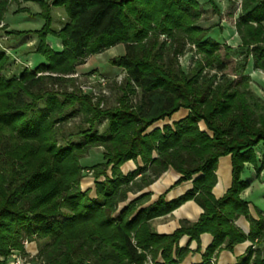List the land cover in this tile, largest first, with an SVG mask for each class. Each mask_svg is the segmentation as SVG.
Instances as JSON below:
<instances>
[{"label":"trees","instance_id":"16d2710c","mask_svg":"<svg viewBox=\"0 0 264 264\" xmlns=\"http://www.w3.org/2000/svg\"><path fill=\"white\" fill-rule=\"evenodd\" d=\"M19 1L0 0V23ZM209 1L215 8V0ZM50 5L64 7L68 18L60 30L52 29L46 11L36 52L47 63L7 78L9 58L0 48V264H8L13 252L24 254L25 239L34 236L50 240L40 252L41 264H146L149 255L154 264H182L191 251L179 247L180 240L187 236L199 244L203 234L213 240L201 264H217L221 252L247 241L263 245L264 218L251 216L242 198L250 183L242 176L247 165L257 176L264 170V155L259 159L257 151L264 143V112L257 113L247 84L240 88L218 76L226 68L221 46L196 25L202 17L198 0H53ZM236 32L241 46L233 53L242 56L244 66L252 58L264 71V0H242ZM50 33L61 40L60 52L46 44ZM161 35L172 40L170 49ZM187 42L204 57L188 72L177 62ZM120 44L125 55L112 64L127 78L115 108L101 111L88 96L49 89L72 82L61 75ZM40 102L45 107L38 110ZM75 105L89 128L75 134L82 142L58 146L56 125L74 116L75 110H66ZM181 109L188 110L187 117L150 130ZM102 120L107 128L98 133ZM91 147H103L105 161L95 166L94 198L79 187V160ZM227 156L232 185L217 199L218 163ZM132 160L142 165L124 175L121 167ZM168 170L181 175L176 185L192 181L193 188L172 202L162 195L147 205L151 192L129 197ZM101 176L105 182L98 181ZM188 201L203 210L197 222H182L170 235L153 229L151 221ZM242 217L250 223L248 235L236 225ZM237 264H264V257L248 248Z\"/></svg>","mask_w":264,"mask_h":264},{"label":"rangeland","instance_id":"374dc122","mask_svg":"<svg viewBox=\"0 0 264 264\" xmlns=\"http://www.w3.org/2000/svg\"><path fill=\"white\" fill-rule=\"evenodd\" d=\"M52 1L21 0L10 5L4 20L0 23V48L6 52L9 58V63L4 71L7 78L18 76L25 68L33 70L37 66L47 63L45 56L36 52L39 45L37 32L44 29L47 23L46 11L47 9L50 10L52 29L60 30L68 18L65 8L50 5ZM198 2L202 10V17L196 25L208 30V36L219 42L221 46L219 54L226 68L218 76H226L227 79L233 81L236 86L239 85L240 88H244L247 84L248 90L254 96L252 104L255 101L257 106H254L257 108V113L261 114L264 112V71L257 70L254 67L252 58L244 66L242 56L233 53V50H237L241 46L240 37L236 32V22L241 13L242 0H215V8L209 0H198ZM12 31L16 33L10 35L9 32ZM160 40L165 42L168 49L171 48V45H174L172 40L164 35L160 36ZM46 44L55 52L62 50L61 40L54 34L50 33L46 36ZM227 47L231 48V51ZM123 55H125V46L123 44L117 45L103 53L95 54L87 59L85 64L78 66L73 74L61 75V77L72 80V82L67 84L57 83L53 87L50 86L49 89L55 93L67 91L68 93L88 96L92 103L101 111L113 109L118 106V100L123 96L127 73L113 66L112 62ZM202 58L204 57L199 52L198 47L191 42H187L183 53L178 55L177 62L182 70L188 72ZM211 74H215V71H211ZM54 76L57 77L59 75ZM136 92L138 94L139 91L136 90ZM59 98L62 99L60 96ZM138 98L139 95L133 96V103H136ZM44 107V102H40L38 110ZM73 110H75L73 117L56 125L58 146L66 145L70 142H82L83 139L75 137V134L89 128V125L85 123L81 106L75 105L72 108H68L66 112ZM174 118H176L175 114L171 119L156 123L150 130L162 129L168 122L172 124ZM199 127L202 131H207L203 122L199 124ZM106 128L107 120H102L97 124L96 130L98 133H103ZM208 134L212 136V133ZM5 135L8 136V133L5 132ZM257 151L258 158L261 159L264 155V143L257 148ZM103 153V147H91L79 160V164L83 169L79 187L83 192L88 191L91 198L96 196L95 166L105 163ZM136 165L138 168L136 161H129L121 167V172L124 175H128L137 170L135 169ZM252 174L254 175L255 171L253 167L248 166V170L243 174V180L251 178ZM262 174L264 178V170ZM108 175L112 176L110 170ZM98 181L105 182L106 177L101 176ZM258 192L259 190L256 189V199H258ZM139 195L138 193H129L130 198H135ZM125 204L127 202L120 204L118 209L123 208ZM153 221H151V225L156 230ZM48 242H50L48 238L40 239L35 236L32 239L27 238L24 241L25 253L13 252L11 257H17L16 259H20L21 263L25 259L26 262H32V264H41L40 252ZM252 249L253 251H260L264 257V243L261 246L254 245ZM157 260H161L160 256ZM146 264H154L150 255Z\"/></svg>","mask_w":264,"mask_h":264},{"label":"crops","instance_id":"0c3cea01","mask_svg":"<svg viewBox=\"0 0 264 264\" xmlns=\"http://www.w3.org/2000/svg\"><path fill=\"white\" fill-rule=\"evenodd\" d=\"M175 115L176 118H174L172 122H177L187 117L188 110L181 109ZM168 124H171V122H168ZM137 164L142 165L140 160L137 161ZM248 166L251 165H247L246 170H248ZM135 169H137V165ZM262 172L257 176L255 171V174H252L254 177L252 176L247 179L250 183V187L244 194H242V198L249 202L250 213L255 220L264 218V178ZM216 175L217 184L213 189V195L219 199L224 196L232 185V163L230 156L220 158ZM180 178V174L173 170H168L153 185L138 194L141 195L146 192H151L150 204L156 202L162 195H166L167 202H172L182 197L193 188L192 181L183 182L176 186V183ZM256 189L259 190V195L257 196L258 199H256L255 196ZM202 213L203 210L200 206L194 201H188L172 214L155 219L153 225L159 234L170 235L180 228L182 222H197ZM236 224L245 234L248 235L250 233V223L244 217L240 218ZM212 240L213 238L210 234H203L200 238L199 244L196 241H190L187 236L183 237L179 242V247L188 246L191 253L186 257L182 264H201L203 262V254L212 243ZM254 245L256 244L247 241L243 244L237 245L233 252L223 251L219 256L217 263L237 264L238 260L246 254L248 248L252 249V246ZM198 246H200V250L196 251ZM20 256L24 259L22 255ZM16 258L17 257H11L8 264H15ZM21 264H32V262H26L24 259Z\"/></svg>","mask_w":264,"mask_h":264},{"label":"built area","instance_id":"2783aa9c","mask_svg":"<svg viewBox=\"0 0 264 264\" xmlns=\"http://www.w3.org/2000/svg\"><path fill=\"white\" fill-rule=\"evenodd\" d=\"M15 264H21L20 259H16V260H15Z\"/></svg>","mask_w":264,"mask_h":264}]
</instances>
